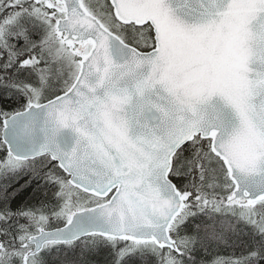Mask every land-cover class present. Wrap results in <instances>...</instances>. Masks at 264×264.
Wrapping results in <instances>:
<instances>
[{"label": "snow or ice", "instance_id": "obj_1", "mask_svg": "<svg viewBox=\"0 0 264 264\" xmlns=\"http://www.w3.org/2000/svg\"><path fill=\"white\" fill-rule=\"evenodd\" d=\"M0 264H264V0H0Z\"/></svg>", "mask_w": 264, "mask_h": 264}]
</instances>
